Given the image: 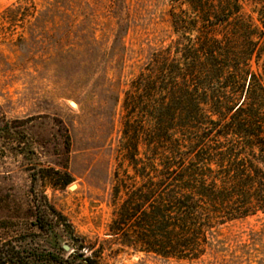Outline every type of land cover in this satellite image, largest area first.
I'll return each mask as SVG.
<instances>
[{
    "label": "rangeland",
    "instance_id": "rangeland-1",
    "mask_svg": "<svg viewBox=\"0 0 264 264\" xmlns=\"http://www.w3.org/2000/svg\"><path fill=\"white\" fill-rule=\"evenodd\" d=\"M63 223L99 264H264V0H0V246Z\"/></svg>",
    "mask_w": 264,
    "mask_h": 264
},
{
    "label": "trees",
    "instance_id": "trees-1",
    "mask_svg": "<svg viewBox=\"0 0 264 264\" xmlns=\"http://www.w3.org/2000/svg\"><path fill=\"white\" fill-rule=\"evenodd\" d=\"M68 183V180L63 182V184ZM36 207L38 216L36 217L35 226L42 230L44 228L41 223L42 218L44 217V215H42V211L46 209V205L42 207L41 205L37 204ZM48 208L53 210V207L49 205ZM58 217L62 216L58 215ZM53 221L56 224H60V220L58 218L53 219ZM63 224H66L69 230L70 239L76 246L73 251L65 257H63V255L55 253H43L42 251H39V249L34 247H32L30 251H28L26 250V247L14 249L13 246L9 247L7 245H1L0 264H99L96 256H94L93 254H87V252L90 251L92 247H90V245H86L85 241L78 239L73 234L69 223Z\"/></svg>",
    "mask_w": 264,
    "mask_h": 264
},
{
    "label": "water",
    "instance_id": "water-1",
    "mask_svg": "<svg viewBox=\"0 0 264 264\" xmlns=\"http://www.w3.org/2000/svg\"><path fill=\"white\" fill-rule=\"evenodd\" d=\"M63 248H64L65 250H67L68 247H67V245H63Z\"/></svg>",
    "mask_w": 264,
    "mask_h": 264
}]
</instances>
